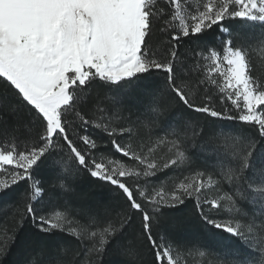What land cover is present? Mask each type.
Masks as SVG:
<instances>
[{
  "label": "snow or ice",
  "instance_id": "6c2138e0",
  "mask_svg": "<svg viewBox=\"0 0 264 264\" xmlns=\"http://www.w3.org/2000/svg\"><path fill=\"white\" fill-rule=\"evenodd\" d=\"M261 63L264 0H0V264H264Z\"/></svg>",
  "mask_w": 264,
  "mask_h": 264
},
{
  "label": "trees",
  "instance_id": "16d2710c",
  "mask_svg": "<svg viewBox=\"0 0 264 264\" xmlns=\"http://www.w3.org/2000/svg\"><path fill=\"white\" fill-rule=\"evenodd\" d=\"M254 62H257V61H255V58H254ZM257 63H259V62H257ZM258 72L262 77H264V63L260 64ZM81 183L88 188L89 192L91 194H93L94 197H96V198H98L104 202H107V203H113L114 202L113 195L108 191V189L106 187H99L95 184L89 185L87 177L83 178L81 180ZM243 207L245 209L251 210L250 206L247 204H244ZM190 209H191V206L189 207V212H190ZM10 211H11V209L0 206V220H3L5 218V213L10 212ZM9 224H11L10 220H9ZM22 241H23V237H22ZM19 257H20V252L16 251L14 253L13 259H17ZM109 258L115 259V257H109ZM149 259H151V257H149ZM187 259H188V264H200V262L204 258H201L199 256H191V257H188ZM207 259L210 260L211 257H208Z\"/></svg>",
  "mask_w": 264,
  "mask_h": 264
}]
</instances>
